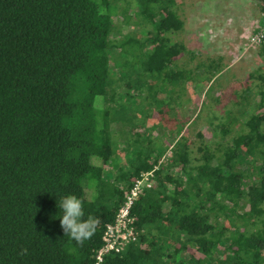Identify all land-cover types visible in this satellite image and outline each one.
Here are the masks:
<instances>
[{"label":"trees","instance_id":"trees-1","mask_svg":"<svg viewBox=\"0 0 264 264\" xmlns=\"http://www.w3.org/2000/svg\"><path fill=\"white\" fill-rule=\"evenodd\" d=\"M120 1L0 0V264H94L105 224L148 170L151 184L131 208L137 238L104 264H264V73H248L257 89L234 91L246 107L224 111L219 141L196 131L192 145L183 129L198 111L181 117L175 105L194 111L193 86L214 80L219 62L195 60L177 38L180 0H134L150 36L115 38ZM134 108L144 111L143 128L151 117L147 134ZM156 130H168L171 143ZM119 132L130 154L113 181L103 163L119 159ZM242 154L256 175L247 183ZM69 193L99 219L83 247L60 227Z\"/></svg>","mask_w":264,"mask_h":264},{"label":"rangeland","instance_id":"rangeland-1","mask_svg":"<svg viewBox=\"0 0 264 264\" xmlns=\"http://www.w3.org/2000/svg\"><path fill=\"white\" fill-rule=\"evenodd\" d=\"M130 1L131 5L128 3ZM134 2V0L127 2L121 0L118 3V13L113 17L117 26L113 31L115 38L123 36L124 33L142 36V38L150 36L143 33L147 30L151 31V21L140 17L139 9L137 10ZM259 3L260 0H180L178 2V12L184 23L177 38L183 41L188 49L195 52V60L203 63H208L210 60L219 62V73L214 80L208 81L204 88L201 83L193 86L194 91L190 92L189 97L194 102L196 108L194 111L191 110V106L185 108V105L182 104V108H180L181 104L175 105V110L178 114H182L181 117L183 115L191 117L198 111L197 116L189 123V127L186 126L183 129V132L186 133L188 128V137L194 141L192 145H196L199 140L195 134L196 131L202 132L206 142L219 141L217 136L219 126L217 125L219 120H225L224 111L226 109L235 110L242 106L246 107L242 102H238L234 91L241 93L242 90L244 91V86L250 90L257 89L259 80L248 76V73L255 69L264 73V57L259 53V47L251 49L247 48L246 44L252 23L260 17ZM120 6L127 9L125 15L130 16L128 21H125L120 15ZM115 53L116 49L112 52V57L116 56ZM188 91L187 89V93H189ZM250 97L251 99L255 98L252 91ZM143 102H141L140 109L148 112V116H150L151 107ZM129 104L134 105V102L129 101ZM140 109L134 108L128 113L135 117L137 122L142 120V124H139L137 129L143 132L151 131V117L146 120L147 122L144 121L146 126L143 128L145 115H143L144 111L141 112ZM235 115L240 118L237 112ZM234 130L235 128H232L225 137L229 139ZM155 132L163 144L171 143L172 134L170 135L168 130L161 132L156 130ZM145 134L147 133L145 132ZM124 137L125 133L119 132V159L116 162L103 163L105 170L109 171V174L105 175L106 179L111 178L114 181L113 175L117 172L118 167L126 165L125 157L130 154V149L127 147V141L123 139ZM168 154L169 150L166 149L162 156L163 159ZM242 158L240 166L245 169L247 175L242 180L247 183L256 175L254 172L252 173L253 168L248 158L244 154H242Z\"/></svg>","mask_w":264,"mask_h":264},{"label":"built area","instance_id":"built-area-1","mask_svg":"<svg viewBox=\"0 0 264 264\" xmlns=\"http://www.w3.org/2000/svg\"><path fill=\"white\" fill-rule=\"evenodd\" d=\"M261 23L247 37V48L255 49L264 44V10L261 12ZM151 170L143 172L137 177L119 205L113 220L108 221L102 231V243L95 253L94 264H104L105 255L111 251H120L126 243L137 238V231L133 225L131 208L138 194L144 186L151 184Z\"/></svg>","mask_w":264,"mask_h":264},{"label":"clouds","instance_id":"clouds-1","mask_svg":"<svg viewBox=\"0 0 264 264\" xmlns=\"http://www.w3.org/2000/svg\"><path fill=\"white\" fill-rule=\"evenodd\" d=\"M98 14L104 15L103 5L97 8ZM59 216L60 227L64 236H67L75 245L83 247L85 242L95 234L99 219L91 214H85L84 201L74 194H67L60 199ZM28 250L21 248L19 255H27Z\"/></svg>","mask_w":264,"mask_h":264},{"label":"crops","instance_id":"crops-1","mask_svg":"<svg viewBox=\"0 0 264 264\" xmlns=\"http://www.w3.org/2000/svg\"><path fill=\"white\" fill-rule=\"evenodd\" d=\"M260 15H261V11H260ZM259 15V16H260ZM261 16L259 17V18H257L253 23H252V28H251V30H250V32H252L256 27H258L259 25H260V23H261Z\"/></svg>","mask_w":264,"mask_h":264}]
</instances>
